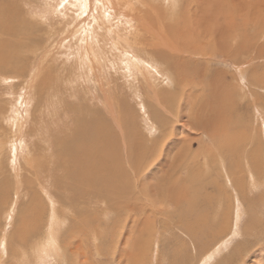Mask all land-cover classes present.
<instances>
[{
	"label": "rangeland",
	"instance_id": "rangeland-1",
	"mask_svg": "<svg viewBox=\"0 0 264 264\" xmlns=\"http://www.w3.org/2000/svg\"><path fill=\"white\" fill-rule=\"evenodd\" d=\"M59 1L0 0L1 264H264V0Z\"/></svg>",
	"mask_w": 264,
	"mask_h": 264
},
{
	"label": "bare ground",
	"instance_id": "bare-ground-1",
	"mask_svg": "<svg viewBox=\"0 0 264 264\" xmlns=\"http://www.w3.org/2000/svg\"><path fill=\"white\" fill-rule=\"evenodd\" d=\"M67 1H69V0H60L59 2L60 3H66ZM74 2H73V7H77L78 5H79V7L81 8L82 7V9L85 7V5H81L80 4V1H83L84 3L86 2V0H73ZM90 1V0H89ZM88 1V2H89ZM72 2V1H71ZM87 2V3H88ZM78 3V4H77ZM90 4V3H89ZM47 5V4H46ZM92 5V4H91ZM91 5H90V7H91ZM86 6H88V4L86 5ZM124 7V6H123ZM86 8V7H85ZM109 8V7H108ZM77 9H79V8H77ZM4 10H5V8L2 6V4H0V21L1 20H5L6 19V17H5V13H4ZM93 11V10H92ZM6 12V11H5ZM94 12V11H93ZM103 13V12H102ZM81 14V13H80ZM87 14V13H86ZM9 19H10V17H9ZM7 20V19H6ZM11 23V22H10ZM1 26V25H0ZM13 30V29H12ZM15 30V29H14ZM12 32V31H11ZM62 40V39H61ZM62 45H64V44H62ZM173 46V45H172ZM112 47V46H111ZM175 47V46H174ZM116 49V48H115ZM92 51H94V50H92ZM91 52V51H90ZM90 54V53H89ZM89 57L90 56H87V58H85V61H88L89 63H90V59H89ZM94 58V57H93ZM124 58V57H123ZM96 59V58H95ZM98 60V59H97ZM96 60V61H97ZM128 60V59H127ZM133 62V61H132ZM132 62H130V63H132ZM120 63V62H119ZM92 64V63H91ZM122 64V63H121ZM124 64V63H123ZM129 64V63H128ZM128 64H127V67H128V72H130V70L132 69V67H131V65L129 64V66H128ZM135 65V64H134ZM89 66H90V64H89ZM134 67L135 66H133V69H134ZM137 68V67H136ZM140 69V68H139ZM91 70V69H90ZM132 71V70H131ZM139 71V70H138ZM119 72V71H118ZM127 72V73H128ZM90 73V72H89ZM88 73V74H89ZM132 73V72H131ZM128 74H130V73H128ZM89 78H88V76H87V80H88ZM167 82V81H166ZM165 82V83H166ZM41 93V92H40ZM70 97V96H69ZM22 101V102H21ZM20 105H18V113H16L15 115H14V117H13V119H11V120H9L10 122H11V125L12 124H14L13 122H15V124L16 123H18V121L22 118L21 116L23 115V114H25V110L24 109H22V106H24L25 105V100H23V98L21 97V99H20V103H19ZM142 110H143V108H142ZM17 121V122H16ZM149 121V120H148ZM19 124V123H18ZM153 124V123H152ZM151 124V125H152ZM17 125V124H16ZM121 127V126H120ZM19 150V147L16 145V144H13L12 145V147H11V154H12V164L14 165V166H16V164L15 163H17V161H16V159H18V157H17V151ZM89 164V163H88ZM12 167V166H11ZM32 168V167H31ZM14 169V168H13ZM198 173V172H197ZM252 179V178H251ZM250 179V180H251ZM218 211V210H217ZM11 214V213H10ZM50 222L52 223V226H54V225H56L57 227H58V225L60 224L59 223V221H58V218L56 217V215L55 216H51V220H50ZM219 245V249H221V243H219L218 244ZM58 246H59V244H58V239H57V237L55 236V233H49V235L46 237V239L43 241V244L40 246V248H39V252L41 253V254H43V255H47V254H49L48 253V251H54V253H56V252H58ZM213 249V248H212ZM217 249V248H216ZM215 249V250H216ZM210 252V251H209ZM209 252H206L205 254H203V257H201V258H199V261H198V264H207L208 263V260L210 259L209 258V256H207V253H209ZM215 252V251H214ZM211 253V252H210ZM2 257H0V259H1ZM213 258V257H212ZM0 264H1V260H0Z\"/></svg>",
	"mask_w": 264,
	"mask_h": 264
}]
</instances>
